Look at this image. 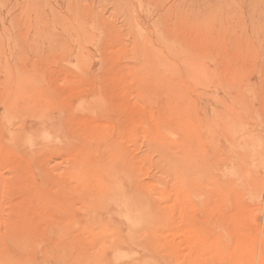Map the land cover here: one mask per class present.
Wrapping results in <instances>:
<instances>
[{
	"label": "rangeland",
	"instance_id": "rangeland-1",
	"mask_svg": "<svg viewBox=\"0 0 264 264\" xmlns=\"http://www.w3.org/2000/svg\"><path fill=\"white\" fill-rule=\"evenodd\" d=\"M90 3H0V264H264L255 34L134 46Z\"/></svg>",
	"mask_w": 264,
	"mask_h": 264
},
{
	"label": "bare ground",
	"instance_id": "bare-ground-1",
	"mask_svg": "<svg viewBox=\"0 0 264 264\" xmlns=\"http://www.w3.org/2000/svg\"><path fill=\"white\" fill-rule=\"evenodd\" d=\"M5 1H7V0H0V3H3ZM107 1H109V0H54L55 4L58 5V8H61L60 4L62 5V4L65 3L66 7H68L67 8L68 11L66 13V16L73 17V19L76 20V22H79L84 15H87V13L90 12L91 8L87 7L88 3L91 5L90 2H92V5L97 4V7H104V2H107ZM110 2H111L110 5H109L110 7L108 8L107 12L110 14V16L115 17V20L117 22L119 20L118 23H119V29L120 30L118 29V30H115V31H116L117 34H120L119 33L120 31H121V33L125 32L128 36L132 37V39H130V40H132L131 41V43H132L131 45L137 44L140 41L142 43H144L145 45H147V44H151L152 45V44H154V42L156 44H158V45H162L166 41L165 43L167 45V41L168 40H167L166 37L169 35V30L170 29L174 30V32L170 31L171 33L180 34V36H175V38H174L175 41L180 39L181 42H186V43H188V45H190L191 42H193V41L195 43V40H197V39L198 40L199 39H204L206 41H210L211 42L212 39H214L216 37L217 38L220 37V36H216L218 33L222 32V34H223L224 31L228 32V30L231 27L230 26L231 17L234 16L232 14L238 13V14H240L242 16V20H243L242 22H243V28L244 29L242 28V30H244L245 32H248V34H249V31L252 33V35L255 34V36H256L255 39L257 40L256 42H258L259 45L262 47L261 49L260 48L259 49L262 50L264 48V0H110ZM130 5L133 6V8L131 10L128 9V6H130ZM3 6H5V5H2L1 7H3ZM120 8H121L122 13L117 15V12H118V10ZM57 15L59 17L63 18L61 13L58 12ZM233 18H235V17H233ZM235 19H237V18H235ZM61 20L64 21L63 19H61ZM1 24H3V19L1 20ZM235 27H237V26L235 25ZM231 30H232V27H231ZM142 31H144V32H142ZM233 32H234V29H233ZM231 33H232V31H231ZM242 34H243V32H242ZM231 35H233V34H231ZM234 35H235V33H234ZM214 36H216V37H214ZM248 36H250V35H247V39H248L247 41L250 44L251 41H249V39L252 40L251 38L253 36L252 37L250 36L251 38H248ZM236 37L237 36H235V38ZM221 38H222V40H221ZM120 40L121 39L119 38V41ZM230 40H231V38H230ZM233 40H235V39H233ZM220 41L223 42V37L219 38L218 42H220ZM235 41L237 42V40H235ZM216 42H217V39H216ZM222 42L219 45L225 46V45H223ZM229 43H231V42H229ZM232 43H233V41H232ZM247 43H246V47H247ZM253 43H255V42L253 41ZM202 44H204V43H202ZM202 44H201V48L203 47V49H204L205 46H203ZM205 44H207V43H205ZM225 44L228 45L227 42ZM234 44H232V47L236 46ZM249 44H248V46H249ZM255 44L257 45V43H255ZM151 45H149V46H151ZM183 45H185V44H183ZM183 45H182V48H183ZM250 45L252 46V43ZM196 46L198 47V48L196 47L198 50H201V48L199 49L200 46H198L197 44H196ZM208 46H210V49L209 48H205V49H209L208 50L209 52L213 51L214 53H217V54L220 52L219 54H221V52H222L221 49H220L221 47H218L220 49V51H218V49H217V52H216V49H214V47H213V49L215 51L211 49V46H213V45L210 44ZM144 47L146 48V46H144ZM190 47H188L187 49H189ZM238 47L240 48V44H239ZM254 47H258V45L254 46ZM196 48L193 47L192 49H196ZM216 48H217V46H216ZM227 48H226V50H227ZM249 48L250 47H247L246 49L248 50ZM203 49H202V52H203ZM205 49H204V51H205ZM241 49L243 51L244 48L241 47ZM250 49L252 50V48H250ZM257 49H256V51H257ZM182 50L184 51L185 49H182ZM188 51L189 50H187L186 52L188 53ZM256 51H253V52H255V54H256ZM262 51L264 53V49ZM169 52H171V51H169ZM196 52L197 51L194 52V50H193L194 54ZM202 52H201V55H202ZM253 52L251 54L252 57H253V54H254ZM184 54L182 52V55H184ZM190 54L193 55L192 53H190ZM190 54L189 55L187 54V55L191 56ZM207 54H208V57H209V55H211V53H207ZM234 54H232V52H231L230 55L233 56ZM237 54H238V56H240L239 59H242V60H239L238 56L235 54L237 57L236 58L234 57V59H237L239 61L238 65L244 63V62L240 63L241 61H245V63H246V60H244L241 57L242 53L238 52ZM257 54H258V52H257ZM257 54H256V56L260 55L261 53L258 54V55ZM154 55H156L157 58H161V56L157 52H154ZM197 55L200 56V54H198V53H197ZM230 55L227 52H225V57L222 58V59H226V56L230 57ZM146 56H147V54H146ZM138 57H139V55H138ZM195 57H196V55H195ZM208 57L207 58L205 57V59L208 62H210L208 60ZM214 57H215V55H214ZM217 57H219V56H217ZM229 57H228V59H229ZM260 57H262V55ZM187 58H189V57H187ZM192 59H193V57H192ZM210 59H212V57ZM222 59L220 60V57H219L218 61L220 60V61L223 62ZM232 59H231V61H232ZM185 60H186V57H185ZM189 60H190V58H189ZM203 60H204L203 58H202V61L200 60L202 66H201V64L198 65L200 61L197 63V65L200 66V67H204V65H203L204 63H202ZM206 60H204V61H206ZM247 60H248V58H247ZM249 60H248V62H249ZM216 61H217V59H216ZM233 61L230 62V61L227 60V63H226V64H228L230 62L231 65L229 64L228 66L229 67L231 66L230 67L231 69H233V67H234V66L232 67ZM141 62H142V60L140 61V63ZM248 62H247V65L251 67L250 63L248 64ZM224 63H225V61H224ZM234 63H235V61H234ZM208 64H210V63H208ZM236 64H237V62H236ZM251 64H252V66L254 65L252 62H251ZM238 65H237V67L240 68L239 69L240 72H239V70L238 71L236 70V66H235L234 67L235 71L233 70V72H232L230 70V76H231L232 73L233 74H237V73L240 74L241 73V71H242L241 68L244 67L245 64H244V66L241 65L242 67H240ZM211 66H213V65H211ZM220 67H221V65H220ZM245 67L243 68V71H242L243 73H241L243 75H244V73L246 71L247 72L249 71V70H244ZM197 70L200 72L199 68ZM236 71H237V73H236ZM206 72H203V73L206 75ZM209 72H212V70L209 71ZM209 72L207 73V75L211 74ZM216 72L213 71L212 73H216ZM247 72L245 73V75L247 74ZM216 74L215 75L212 74V76L213 77L215 76V78H216V76H217ZM241 74H240V76L239 75L238 76L242 77L243 75H241ZM250 74H249V76H250ZM205 75H204V77H205ZM245 75H244L243 78H247V75H246V77H245ZM184 76H186V75H184ZM238 76H236V78ZM215 78H214V80H215ZM217 78H219V77H217ZM234 78H235V76H234ZM207 79H208V77H207ZM219 79H216V80H219ZM247 80H248V78H247ZM234 101H233V103L236 104V101L235 102ZM237 103L239 104L238 101H237ZM238 104H236V105H238ZM232 108H234V107H232ZM244 141L246 142V139H244ZM233 154H234V152H233ZM240 154H238V155H240ZM236 161H238V160H236ZM128 177H129V175H128Z\"/></svg>",
	"mask_w": 264,
	"mask_h": 264
}]
</instances>
